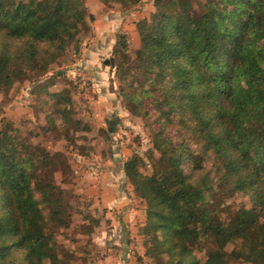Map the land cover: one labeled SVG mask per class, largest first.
<instances>
[{
	"label": "trees",
	"instance_id": "obj_1",
	"mask_svg": "<svg viewBox=\"0 0 264 264\" xmlns=\"http://www.w3.org/2000/svg\"><path fill=\"white\" fill-rule=\"evenodd\" d=\"M115 1L129 6L141 0ZM195 3L153 0L150 17L136 24L138 65L163 83L166 108H158V116L167 119L176 97L178 108L193 119L192 140L203 146L195 153L185 138L173 141L161 127L153 143L159 152L154 176L142 173L138 155L124 162L126 178L145 201L142 231L150 237L146 253L156 264H228L239 255L225 248L232 237L255 242L264 256V0ZM86 16L80 0H0V88L26 71L45 74L47 64L77 42ZM119 44L127 49L123 37ZM61 96L52 95L53 102L70 101ZM124 96L130 111L139 114V95ZM61 107L53 111L51 104L46 112L53 129L72 123L65 104ZM208 151L214 175L203 168ZM58 158L0 130V264H68L53 239L68 225L48 171ZM220 187L248 195L250 207L220 221L213 199ZM210 234L215 248L201 259L195 251L203 250L200 240Z\"/></svg>",
	"mask_w": 264,
	"mask_h": 264
},
{
	"label": "rangeland",
	"instance_id": "obj_2",
	"mask_svg": "<svg viewBox=\"0 0 264 264\" xmlns=\"http://www.w3.org/2000/svg\"><path fill=\"white\" fill-rule=\"evenodd\" d=\"M80 1L87 16L78 28L77 42L49 62L45 74L33 76L26 71L0 88V130L59 155L58 166L48 171L68 212V225L53 235L64 250L62 259L68 264H156L146 253L150 237L142 231L145 201L126 178L124 162L138 155L143 160L142 173L154 176L159 152L153 143L161 127L173 141L185 138L195 153L203 146L192 140L193 119L178 108L176 97L167 107V119L158 116L157 109L166 108L163 83L154 82L153 74L138 65L136 24L150 17L153 0L129 6L115 0ZM194 8L199 9L197 3ZM121 37L125 50L119 44ZM132 92L142 100L135 105L139 114L130 111V99L124 96ZM55 94L70 99L68 103L57 99L72 119L59 130L46 120L51 104L53 111L56 105L61 107L53 102ZM207 153L203 168L214 175L215 159ZM213 199L217 219L225 222L238 209L251 205L248 195L225 193L222 187ZM214 237L210 234L200 240L203 250L195 251L197 257L204 259L205 251L215 248ZM225 248L239 253L228 264H264V256L249 239L232 237Z\"/></svg>",
	"mask_w": 264,
	"mask_h": 264
}]
</instances>
